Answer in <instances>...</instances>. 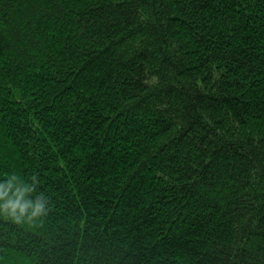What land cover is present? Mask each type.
<instances>
[{
	"label": "trees",
	"instance_id": "1",
	"mask_svg": "<svg viewBox=\"0 0 264 264\" xmlns=\"http://www.w3.org/2000/svg\"><path fill=\"white\" fill-rule=\"evenodd\" d=\"M0 264H264V0H0Z\"/></svg>",
	"mask_w": 264,
	"mask_h": 264
},
{
	"label": "clouds",
	"instance_id": "2",
	"mask_svg": "<svg viewBox=\"0 0 264 264\" xmlns=\"http://www.w3.org/2000/svg\"><path fill=\"white\" fill-rule=\"evenodd\" d=\"M35 184V174L23 178L12 172L0 178V214L17 222L43 215L46 211L44 200L32 195Z\"/></svg>",
	"mask_w": 264,
	"mask_h": 264
}]
</instances>
